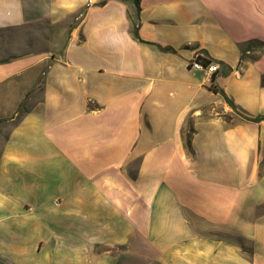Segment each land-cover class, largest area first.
Masks as SVG:
<instances>
[{
  "label": "crops",
  "instance_id": "crops-1",
  "mask_svg": "<svg viewBox=\"0 0 264 264\" xmlns=\"http://www.w3.org/2000/svg\"><path fill=\"white\" fill-rule=\"evenodd\" d=\"M263 80L264 0H0V264H264Z\"/></svg>",
  "mask_w": 264,
  "mask_h": 264
},
{
  "label": "built area",
  "instance_id": "built-area-1",
  "mask_svg": "<svg viewBox=\"0 0 264 264\" xmlns=\"http://www.w3.org/2000/svg\"><path fill=\"white\" fill-rule=\"evenodd\" d=\"M106 1L107 0H86V7L103 5L106 3ZM202 59L208 60V62H204ZM190 65L193 69L203 70L208 76H212V74H214L219 68L217 63L209 60L206 55L200 52L195 54Z\"/></svg>",
  "mask_w": 264,
  "mask_h": 264
},
{
  "label": "trees",
  "instance_id": "trees-1",
  "mask_svg": "<svg viewBox=\"0 0 264 264\" xmlns=\"http://www.w3.org/2000/svg\"><path fill=\"white\" fill-rule=\"evenodd\" d=\"M135 37L136 38L138 37L136 33H135ZM203 61L204 62H208V60H203ZM263 83H264V80H263ZM221 93L223 94V92H221ZM224 97L230 104H232L231 101L228 100L225 95H224ZM225 117L227 119H231V117L228 116V115H225ZM244 118L247 119V120L258 121L260 119H264V116H259V117H256V118H250V117H244ZM193 132H194V128H193V126H192V124L190 122L188 127L185 130H183V141H184V145H185V148H186L187 152L189 154H191V155H193V148H192V135H193Z\"/></svg>",
  "mask_w": 264,
  "mask_h": 264
}]
</instances>
